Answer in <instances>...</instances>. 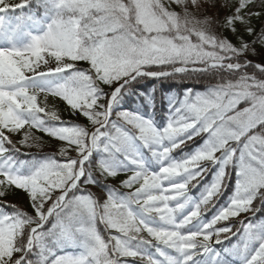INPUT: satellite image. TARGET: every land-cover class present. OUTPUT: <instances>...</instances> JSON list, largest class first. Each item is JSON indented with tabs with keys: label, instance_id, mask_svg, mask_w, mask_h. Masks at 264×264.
<instances>
[{
	"label": "snow or ice",
	"instance_id": "1",
	"mask_svg": "<svg viewBox=\"0 0 264 264\" xmlns=\"http://www.w3.org/2000/svg\"><path fill=\"white\" fill-rule=\"evenodd\" d=\"M29 3L0 0V14ZM37 4L42 15L12 24L0 15V264H264V221L240 220L237 231L226 223L264 204V27L253 26L254 18L264 25V0ZM201 74H214L215 83L173 98L163 129L117 110L139 79ZM139 95L154 107L152 94ZM40 97L59 99L87 123L65 121ZM36 132L61 142L58 153L17 160L23 148L42 149ZM198 137L204 142L191 155L173 158ZM137 142L158 170L147 167ZM217 164L214 182L184 214L190 186ZM232 167L238 179L228 206L190 229L214 206ZM16 190L26 208L6 202ZM70 245L78 251L64 252Z\"/></svg>",
	"mask_w": 264,
	"mask_h": 264
},
{
	"label": "trees",
	"instance_id": "2",
	"mask_svg": "<svg viewBox=\"0 0 264 264\" xmlns=\"http://www.w3.org/2000/svg\"><path fill=\"white\" fill-rule=\"evenodd\" d=\"M21 0H9V3L16 4L20 3ZM232 0H217V4H224V3H231ZM205 8L207 11L205 12V15L212 16L214 14V10L211 9L210 4H206ZM179 11V9H176ZM24 12L26 14L36 13L38 16L42 15L43 9H41L38 4L37 0H30L29 6L24 9ZM23 12H18V14H22ZM224 14L223 10L220 11V16L222 17ZM203 18V17H200ZM253 26L259 31L261 27H264V25L261 24V21L259 19L254 18ZM254 37H250L252 39ZM253 60H259L260 57H251ZM81 67H87V65L81 63ZM216 77L214 74H201L194 78H186V79H163V80H157L152 78H143L139 79L138 82H133L132 88H133V94L125 96L123 101L120 103L118 111H129V112H137L141 116L148 118L152 120L153 124L157 128H162L166 121L168 120L169 116L171 115V108L170 104L172 102L173 98H182L185 91L187 89H192L195 92H204L207 88V86L211 83H215ZM155 90V91H153ZM139 93H144L145 96H149V94H152V99L154 100V107L152 106V101L145 102L144 97L140 96ZM40 103L43 106L45 103L48 105L49 109L56 110L61 117L65 121H72L74 123H80V124H86L85 118L83 117H76L73 116L68 109L67 105L60 101L57 98L49 97L47 101L44 100L43 97H40ZM243 105H241L242 107ZM53 122H49L51 125ZM90 126V125H89ZM38 136H42L45 143L42 147V149L32 148L27 149L23 148L21 153H15L14 156L19 161H39L46 159L47 157L51 156L52 153L59 151V146L61 142L55 141L52 138H49L45 136L42 133L36 132L35 133ZM14 141H18L20 139L19 136L14 135L13 137ZM202 138H197L195 142H189L188 145L185 147L176 150L174 153H172V156L176 160H180L184 158L186 155H191L196 148H198L200 145L203 144ZM138 149L140 153L142 154L143 160L145 161L147 167L150 170L156 171L159 168V165L152 157L151 153L147 148H144L142 146H139ZM19 146V145H17ZM10 147V146H9ZM26 153V154H25ZM58 159L63 160V157L57 156ZM93 159L96 161H99L101 159V156L99 153H93ZM131 167V165H129ZM220 165L211 166L209 165V170L205 173L203 178L199 181L198 184L195 186H190L188 196H189V202L184 209V214H187V212L192 210L193 204L199 202L204 195L206 189L214 182V178L217 175L218 169ZM230 177L227 180L224 190L222 194L218 196V198L215 200L214 206H209V209L207 212L204 213V215L201 218V221H197L194 225L190 226V229H195L200 226V223H207L209 222L222 208L227 207L228 204L231 201V198L234 195V191L236 189L237 184V170L235 167H232L229 169ZM109 183H115V186L119 188V183L115 181H109ZM104 188L106 190V187L103 185H100L98 188L94 189L97 191L98 195H100V189ZM121 191H126L125 189H121ZM6 202L8 204H16V205H23L25 208L28 206V201L26 199V194L22 192V190H16V192L12 195H9L6 198ZM101 202H103V197L101 196ZM254 207H259V211H257L255 214L248 213L244 214L241 217L235 218L234 220H230L226 223L233 225V231H237L240 229V220H245L244 222L247 223L248 219L252 220L253 222L256 221H264V204H260L259 201H257L256 205ZM6 211L12 212L13 210L11 208H7ZM223 226L222 224H218L217 227ZM96 227L98 231L107 237V230L104 228V224L97 222ZM117 234L118 233H113ZM237 237L233 236L230 241H226L224 245H217V249H222L226 246H230L232 243L236 241ZM78 249L75 246H68L64 248V252L67 253H76ZM162 259V258H161ZM234 264H238V262H234Z\"/></svg>",
	"mask_w": 264,
	"mask_h": 264
},
{
	"label": "rangeland",
	"instance_id": "3",
	"mask_svg": "<svg viewBox=\"0 0 264 264\" xmlns=\"http://www.w3.org/2000/svg\"><path fill=\"white\" fill-rule=\"evenodd\" d=\"M257 6H259V0H257ZM18 12H23L22 14H18ZM26 14V12H24V9L23 10H16V11H9L7 13H3V14H0L3 16V19L6 21L7 24H12L14 23L18 17L22 16ZM0 46H3L2 43H0ZM38 86H41V87H46V86H49L51 84H55L56 81H36L35 82ZM169 122V118L168 120L166 121L165 125L162 127V128H158V129H163L164 127L167 126Z\"/></svg>",
	"mask_w": 264,
	"mask_h": 264
}]
</instances>
